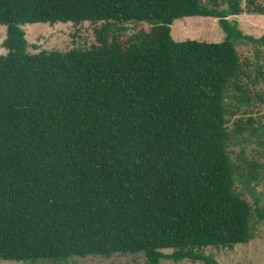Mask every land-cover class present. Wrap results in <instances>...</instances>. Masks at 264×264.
Instances as JSON below:
<instances>
[{"label": "trees", "instance_id": "obj_1", "mask_svg": "<svg viewBox=\"0 0 264 264\" xmlns=\"http://www.w3.org/2000/svg\"><path fill=\"white\" fill-rule=\"evenodd\" d=\"M246 1L0 0V261L215 264L205 248L254 239L264 211L236 192L228 153L242 125L256 132L228 128L227 101L249 104L235 43L264 47L229 19L264 15ZM191 17L216 19L224 40L175 42L171 25ZM68 22L101 24L96 45L27 52L24 25ZM129 22L152 28L122 42Z\"/></svg>", "mask_w": 264, "mask_h": 264}, {"label": "rangeland", "instance_id": "obj_2", "mask_svg": "<svg viewBox=\"0 0 264 264\" xmlns=\"http://www.w3.org/2000/svg\"><path fill=\"white\" fill-rule=\"evenodd\" d=\"M205 1V0H203ZM264 7V0H254ZM247 1L242 0L245 8ZM238 23V28L244 35L259 38L264 34V15L243 12L239 16L229 18ZM101 24L88 22L80 24L55 23L28 24L22 27L27 41V52L36 54L41 51L68 52L72 49L88 50L96 45L94 30ZM118 38L124 42L140 31L149 32L151 25L142 23L117 24ZM170 35L175 42L197 41L204 43H220L224 40V33L214 18L191 17L175 20L171 25ZM6 28L0 25V55L7 53L3 48ZM235 47L243 66L242 83L248 90L249 104H237L233 99L227 101L233 116L229 118L228 128L234 131V123L241 118L253 120V129L247 124L242 125L240 133H233L228 147L229 156L238 168L240 179L236 182V192L252 207L255 200H259V207L264 211V135H258L264 124V47H257L249 43L236 42ZM236 98L239 97L234 93ZM237 100V99H235ZM234 105V106H232ZM247 123V122H246ZM257 165L255 174L258 181H251L247 163ZM254 239L248 244H238L233 248L208 247L203 253L215 264H264V221L253 225ZM170 254L171 250H164ZM162 264H204L184 260L173 262L162 260ZM0 264H148L144 255H114L110 258L88 256L86 258H69L66 260H38L35 262H3Z\"/></svg>", "mask_w": 264, "mask_h": 264}]
</instances>
